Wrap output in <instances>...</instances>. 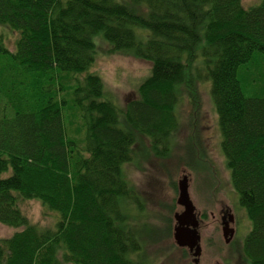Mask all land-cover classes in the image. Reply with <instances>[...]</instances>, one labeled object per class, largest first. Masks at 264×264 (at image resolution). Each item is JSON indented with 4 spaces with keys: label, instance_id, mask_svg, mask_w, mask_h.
I'll return each mask as SVG.
<instances>
[{
    "label": "trees",
    "instance_id": "16d2710c",
    "mask_svg": "<svg viewBox=\"0 0 264 264\" xmlns=\"http://www.w3.org/2000/svg\"><path fill=\"white\" fill-rule=\"evenodd\" d=\"M0 25L19 33L12 51L0 32L9 61L0 82L9 110L0 113V223L21 228L0 238V264H141L133 256L150 226L129 225L122 203L141 196L123 165L138 133L156 155L169 153L182 93H197L203 77L251 221L242 254L264 264V0H0ZM97 35L152 64L124 107L90 71ZM20 199L60 218L42 228Z\"/></svg>",
    "mask_w": 264,
    "mask_h": 264
},
{
    "label": "rangeland",
    "instance_id": "374dc122",
    "mask_svg": "<svg viewBox=\"0 0 264 264\" xmlns=\"http://www.w3.org/2000/svg\"><path fill=\"white\" fill-rule=\"evenodd\" d=\"M259 1L242 0V3L250 7ZM0 32L6 45L14 51L19 33L4 25H0ZM94 40L98 48L97 57L90 71L101 76L107 98L124 107L129 98L137 96L138 87L149 76L152 64L146 59L113 51L100 35ZM8 62V57L0 56V82L9 73ZM197 66L202 69L200 58ZM194 85L197 93L191 90L190 95L185 89L178 103L179 127L172 134L169 153L156 155L149 138L138 133L133 160L123 165L125 178L141 196L138 204L122 203L129 225L135 230L140 227L137 221L150 226V233L141 235L142 250L133 257L141 264H194L193 255L187 248L180 247L173 235L174 214L182 210L177 203L178 183L186 174L190 197L200 220L202 254L199 264H250L242 254L241 243L251 228V221L240 205L221 148L222 135L211 96V83L203 77L195 79ZM193 98L198 104L193 103ZM6 110L9 111L4 99L0 102V113ZM139 204L143 206L142 211ZM225 206L234 207L239 219L238 234L231 242H226L223 233L221 211ZM19 207L31 222L42 228L54 227L60 218L58 211L50 210L37 199H20ZM233 226L230 222V227ZM19 229L0 223V238L9 237Z\"/></svg>",
    "mask_w": 264,
    "mask_h": 264
},
{
    "label": "water",
    "instance_id": "95a60500",
    "mask_svg": "<svg viewBox=\"0 0 264 264\" xmlns=\"http://www.w3.org/2000/svg\"><path fill=\"white\" fill-rule=\"evenodd\" d=\"M179 196L177 203L182 206L181 211L174 214L176 223L174 225V238L180 247H185L193 255L194 264H199L202 254L200 220L196 206L190 197L188 176L185 174L178 183ZM231 222V221H230ZM235 228L230 227L229 221L223 226L226 242L234 237Z\"/></svg>",
    "mask_w": 264,
    "mask_h": 264
},
{
    "label": "flooded vegetation",
    "instance_id": "af4514ba",
    "mask_svg": "<svg viewBox=\"0 0 264 264\" xmlns=\"http://www.w3.org/2000/svg\"><path fill=\"white\" fill-rule=\"evenodd\" d=\"M221 220H222V225H225V222L230 221L234 225L233 227L235 228L234 232V238L238 234V225L237 223L239 222V219L237 217V210L232 207V206H225L223 210L221 211ZM234 241V240H233Z\"/></svg>",
    "mask_w": 264,
    "mask_h": 264
}]
</instances>
